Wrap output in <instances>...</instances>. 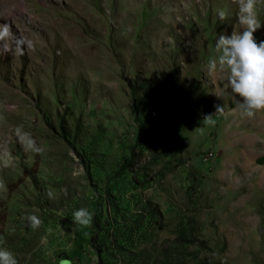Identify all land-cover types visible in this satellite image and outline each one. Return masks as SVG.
I'll return each mask as SVG.
<instances>
[{"label": "rangeland", "instance_id": "1", "mask_svg": "<svg viewBox=\"0 0 264 264\" xmlns=\"http://www.w3.org/2000/svg\"><path fill=\"white\" fill-rule=\"evenodd\" d=\"M237 13L232 0H0V25L32 43L0 55V151L16 161L0 165V238L19 264H264V110L243 116L208 71ZM258 16L257 43L264 4ZM21 124L43 154L24 152ZM80 207L90 227L73 224Z\"/></svg>", "mask_w": 264, "mask_h": 264}, {"label": "clouds", "instance_id": "2", "mask_svg": "<svg viewBox=\"0 0 264 264\" xmlns=\"http://www.w3.org/2000/svg\"><path fill=\"white\" fill-rule=\"evenodd\" d=\"M232 2L238 6L237 20L241 30L219 35L215 43V51L218 55L209 59L208 71L210 75L217 71L225 74L223 87L230 89L234 94L235 110H239L247 118H252L257 112L264 110V40L257 43L254 36L261 27L258 5L264 4V0H232ZM217 15L220 21L228 19V13L224 9L218 10ZM26 47H32L30 40L22 35L13 34L11 25L7 23L0 25V55L13 51L23 55ZM215 94L221 97L220 93ZM215 112L223 113V105H216ZM210 116H206L204 121L213 122ZM13 135L25 153L43 154L46 151L45 142L37 141L22 124L13 129ZM15 162L11 151H0V165L11 167ZM0 188L6 189L2 179H0ZM46 194L49 199L54 198L51 190ZM22 219L33 230H38L43 225V220L36 214H25ZM92 221L93 213L86 207H80L72 213V222L75 225L90 227ZM0 264H19L15 254L3 246L2 238H0Z\"/></svg>", "mask_w": 264, "mask_h": 264}]
</instances>
